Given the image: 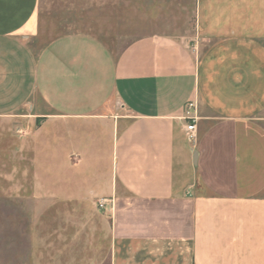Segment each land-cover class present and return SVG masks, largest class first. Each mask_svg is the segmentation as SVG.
Returning a JSON list of instances; mask_svg holds the SVG:
<instances>
[{
    "label": "crops",
    "instance_id": "1",
    "mask_svg": "<svg viewBox=\"0 0 264 264\" xmlns=\"http://www.w3.org/2000/svg\"><path fill=\"white\" fill-rule=\"evenodd\" d=\"M41 1L0 0V121L30 135L36 170L0 179V264L60 263L46 202L94 198L113 203L100 264H264V0H197L194 35L122 49L82 33L40 46Z\"/></svg>",
    "mask_w": 264,
    "mask_h": 264
},
{
    "label": "rangeland",
    "instance_id": "2",
    "mask_svg": "<svg viewBox=\"0 0 264 264\" xmlns=\"http://www.w3.org/2000/svg\"><path fill=\"white\" fill-rule=\"evenodd\" d=\"M196 4L197 0H42L39 44L82 33L102 40L113 49L120 46L122 49L134 39L154 33L192 36L196 27ZM8 134L5 123L0 121V179L12 175L16 180L31 181L36 175L31 165L33 157L28 151H21L23 145L29 146L31 137L25 133L18 135L15 129L13 136ZM12 147L18 153L14 155L11 168L5 151ZM2 183L1 188L9 187ZM29 190L25 193L31 196ZM103 199L83 203L46 202L47 209L62 213L60 217H46L47 225H62L61 248L46 250L47 255L56 251L61 257V262L56 264H100L109 254L111 222L104 217V211L110 203L101 208ZM4 204L0 202V207H5ZM14 207L32 209L37 206L24 199L15 201Z\"/></svg>",
    "mask_w": 264,
    "mask_h": 264
},
{
    "label": "built area",
    "instance_id": "3",
    "mask_svg": "<svg viewBox=\"0 0 264 264\" xmlns=\"http://www.w3.org/2000/svg\"><path fill=\"white\" fill-rule=\"evenodd\" d=\"M182 118L186 122L185 132L187 139L195 146L198 141L197 122L199 119L197 101H191L187 104ZM108 203H111V200L103 199L100 201V207L104 208Z\"/></svg>",
    "mask_w": 264,
    "mask_h": 264
},
{
    "label": "water",
    "instance_id": "4",
    "mask_svg": "<svg viewBox=\"0 0 264 264\" xmlns=\"http://www.w3.org/2000/svg\"><path fill=\"white\" fill-rule=\"evenodd\" d=\"M197 156H198V154H197V152H195V153H194V163H195V164H197Z\"/></svg>",
    "mask_w": 264,
    "mask_h": 264
}]
</instances>
